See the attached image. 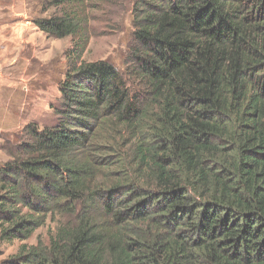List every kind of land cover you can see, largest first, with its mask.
I'll list each match as a JSON object with an SVG mask.
<instances>
[{
	"label": "trees",
	"instance_id": "1",
	"mask_svg": "<svg viewBox=\"0 0 264 264\" xmlns=\"http://www.w3.org/2000/svg\"><path fill=\"white\" fill-rule=\"evenodd\" d=\"M100 1L32 20L71 66L0 166V237L55 228L7 263L264 264V0H130L123 74L80 62Z\"/></svg>",
	"mask_w": 264,
	"mask_h": 264
},
{
	"label": "rangeland",
	"instance_id": "2",
	"mask_svg": "<svg viewBox=\"0 0 264 264\" xmlns=\"http://www.w3.org/2000/svg\"><path fill=\"white\" fill-rule=\"evenodd\" d=\"M49 1L0 0V166L20 155L18 144L29 141L28 125L42 131L58 122V84L71 66L65 55L71 39H52L33 26L32 20L58 13ZM92 6L87 7L89 42L80 62L106 60L123 74L131 46L130 0H103ZM54 228L48 217L26 241L0 237V264H12L7 262L22 245H48Z\"/></svg>",
	"mask_w": 264,
	"mask_h": 264
}]
</instances>
